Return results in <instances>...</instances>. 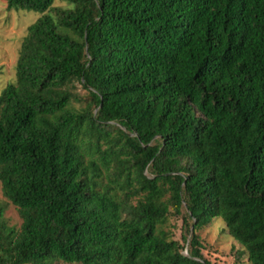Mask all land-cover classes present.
Here are the masks:
<instances>
[{"label": "trees", "instance_id": "16d2710c", "mask_svg": "<svg viewBox=\"0 0 264 264\" xmlns=\"http://www.w3.org/2000/svg\"><path fill=\"white\" fill-rule=\"evenodd\" d=\"M64 1L6 0L40 15L0 90L21 217L6 228L0 208V264H213L197 234L213 218L264 264V0Z\"/></svg>", "mask_w": 264, "mask_h": 264}, {"label": "rangeland", "instance_id": "374dc122", "mask_svg": "<svg viewBox=\"0 0 264 264\" xmlns=\"http://www.w3.org/2000/svg\"><path fill=\"white\" fill-rule=\"evenodd\" d=\"M54 5L65 7L68 4L64 0H54ZM39 15V13L31 10L7 9L6 0H0V90L14 80L15 64L21 42L27 32V27ZM69 87L77 97L69 104V108L76 112H82L85 106L91 103L90 95L76 79L69 81ZM0 208L3 211L4 226L17 231L21 224V217L17 207L2 194L1 185ZM182 212L184 214V208ZM165 227L171 231L176 240L182 244L185 243L182 236H187V233L182 227L181 215H170ZM197 234L202 244V254L211 263L251 264L244 247L228 233L222 219L213 218L210 223L198 230ZM186 246L187 242L185 248ZM183 253H186V249ZM46 264L75 263L52 261Z\"/></svg>", "mask_w": 264, "mask_h": 264}]
</instances>
